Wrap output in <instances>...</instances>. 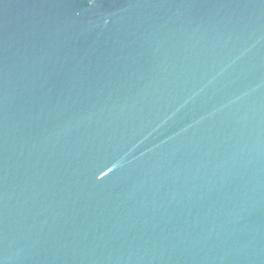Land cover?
I'll list each match as a JSON object with an SVG mask.
<instances>
[{
    "label": "water",
    "instance_id": "obj_1",
    "mask_svg": "<svg viewBox=\"0 0 264 264\" xmlns=\"http://www.w3.org/2000/svg\"><path fill=\"white\" fill-rule=\"evenodd\" d=\"M0 264H264V0H0Z\"/></svg>",
    "mask_w": 264,
    "mask_h": 264
}]
</instances>
